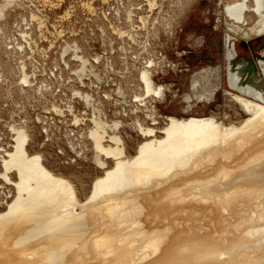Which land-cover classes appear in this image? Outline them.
Here are the masks:
<instances>
[{"label": "bare ground", "instance_id": "obj_1", "mask_svg": "<svg viewBox=\"0 0 264 264\" xmlns=\"http://www.w3.org/2000/svg\"><path fill=\"white\" fill-rule=\"evenodd\" d=\"M219 1L231 69L223 94L243 118L196 111L215 103L221 66L195 72L179 111L165 116L156 104L170 90L143 70L129 123L141 140L130 153L126 123L95 118L88 134L100 172L87 193L31 152L29 130L14 125L0 161V264H264V85L257 66L249 72L230 51L236 40L264 37V0ZM15 2L0 0V33Z\"/></svg>", "mask_w": 264, "mask_h": 264}, {"label": "built area", "instance_id": "obj_2", "mask_svg": "<svg viewBox=\"0 0 264 264\" xmlns=\"http://www.w3.org/2000/svg\"><path fill=\"white\" fill-rule=\"evenodd\" d=\"M192 1L92 0L79 11L70 5L60 14L61 5L24 0L29 17L20 38L5 44V52L17 63L20 77L21 66H26L31 85L23 86L19 79L15 90L22 99L11 88L0 102L1 107L14 103L12 108H17L0 118V161L13 145L14 125L40 130L59 156L73 161L87 157L95 118L125 122L137 115L141 104L134 97L128 100L126 78H138L143 70L153 78L176 72L173 60L188 53L180 45L189 42L183 15ZM117 32L132 33L136 42ZM107 59L113 70L107 68ZM0 76L1 87L7 82L1 68Z\"/></svg>", "mask_w": 264, "mask_h": 264}, {"label": "rangeland", "instance_id": "obj_3", "mask_svg": "<svg viewBox=\"0 0 264 264\" xmlns=\"http://www.w3.org/2000/svg\"><path fill=\"white\" fill-rule=\"evenodd\" d=\"M44 1L48 2L50 5L55 7H59L61 5L60 14H62L63 11H65L70 5L74 6L75 8H77V11H79L81 4H83L85 1L90 2L92 0H44ZM218 2L220 1L213 0L211 2L210 1L207 2L203 0H195L189 3L188 5L189 8L188 7L186 8L183 15V25L185 26L187 30V34L189 35V42L186 41L187 43L186 44L183 41V43L180 45V49L182 50L184 49L188 53L182 58L173 60V63L176 65L175 73H168L167 75L164 76L160 75L158 77H155L156 83L164 84L170 90V92H168L167 100L164 101L163 104L161 103L156 104L158 113L160 115L165 116L166 114L179 111L180 107L183 105L182 104L183 96L185 93H188L191 77L195 72H197L198 70L204 67L221 66L222 81L221 83H219L218 86L220 89L217 92L218 95L216 97L215 103L210 107H204L200 105L198 110L196 111L199 112L200 114H214L219 118L222 117L224 118L226 116L230 118V120L232 121H240L239 118L241 119L243 118V116L240 114V108L223 94V89L231 88L230 87L231 69H230V60L226 56L227 48L224 47V38H225L227 26L225 24L226 22L224 16L220 11V8L222 6L221 2H220V8H217ZM21 5L23 6V8L21 7ZM24 5H25L24 0H16V2L9 8L6 19L1 23L2 32L4 34L2 32L0 33V37H1L0 60L3 62V64L2 62H0L1 63L0 66H2L0 68L2 70L4 69L3 70L4 74L5 73L7 74V75L5 74L7 76V82L5 84L3 83V86L6 89H4L3 86L0 87V99L3 98L0 100V102L4 100L6 95L5 92H7V90L9 89L11 90V88H13L12 89L13 94L16 96V98L18 100L22 99V97L15 90L16 82L19 81L20 79V74L19 73L16 74V72H19V70L16 69L17 63L12 62V60H10L12 58H8V54L5 53L6 50L5 44H7L8 41L11 40L13 41L16 38L18 39L20 38L18 33H20V30L22 29L24 19H28L27 17H29ZM230 51H232L233 55L235 57H238V59H240L241 57H245V58H251L253 61H255L256 62L255 64L260 74L261 81L264 85V37L253 39L250 42L236 40L234 46L230 48ZM5 61L6 63H4ZM107 63L109 64V70H113V67L111 66L109 59H107ZM11 67L14 69L12 70ZM8 74L9 75L11 74L10 77ZM15 74L16 76L13 77ZM137 80H138L137 77L126 78V82H127L126 85H128L126 93L129 101L133 99L134 95L141 92L139 91L140 84L139 81L137 82ZM14 81L15 83H13ZM12 83L14 86L12 85ZM134 91L135 94H132ZM234 91L238 92V90H234ZM13 105L14 103H12V105L10 104L9 108H4L0 106V118L3 117L4 115L6 116L8 112L17 111V108L14 107L12 108ZM29 112L31 117L34 118L35 114L34 112H32V108H29ZM140 116H141V120L145 119L143 118L144 117L143 115ZM135 118L136 115L134 116L130 115L129 117L125 118L124 120L126 124L123 128L124 130L121 131V135L125 140L126 147L130 153L134 152L135 147L141 140L137 132L134 130V128H132L131 124H129ZM112 119L113 118H110V120ZM160 120H161L160 124L161 126H163V124L165 123L164 118L163 119L161 118ZM2 129L4 128L0 126V130ZM29 132L32 138L31 139L32 141H30L31 152H35V151L41 152L44 155V159L46 161L45 164L48 165L49 168L57 172L63 173L65 176L70 177L75 183V185H77V187L79 188L81 187V189L78 188L80 191L82 190L81 192H83L84 189L86 190L89 189L92 181L100 172L97 166H95V164L92 163V157H93L92 150H90L91 153H89L87 157L84 158L81 157L82 159L76 158L77 161L75 162L71 160V158H69L67 155L59 156L56 153L57 152L56 145L45 143L44 136L42 135L40 130L30 129ZM40 143L42 144L44 143L43 144L44 146L41 148L39 146L41 145ZM6 192L7 190L4 189L0 190V199H2L5 196ZM87 192L88 190L85 193Z\"/></svg>", "mask_w": 264, "mask_h": 264}, {"label": "water", "instance_id": "obj_4", "mask_svg": "<svg viewBox=\"0 0 264 264\" xmlns=\"http://www.w3.org/2000/svg\"><path fill=\"white\" fill-rule=\"evenodd\" d=\"M238 56V55H237ZM262 57V56H261ZM241 58H245V57H241ZM240 58V59H241ZM245 59H247L248 60V62H249V68H248V71L250 72L251 70H253L254 68H255V61H253L251 58H245Z\"/></svg>", "mask_w": 264, "mask_h": 264}]
</instances>
